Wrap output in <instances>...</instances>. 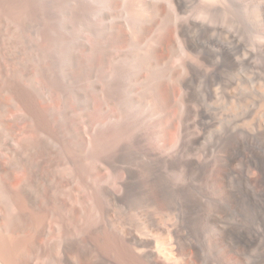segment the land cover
<instances>
[{
	"label": "bare ground",
	"instance_id": "obj_1",
	"mask_svg": "<svg viewBox=\"0 0 264 264\" xmlns=\"http://www.w3.org/2000/svg\"><path fill=\"white\" fill-rule=\"evenodd\" d=\"M108 2L118 4L121 0H108ZM170 2L173 12L178 15V21L170 31L159 34L157 42L167 52L181 54L182 63L164 70L163 76L166 79L162 83L153 84L154 80L151 77L154 75L149 78L144 72L145 68L143 72L133 73V69L143 67V65L137 66L139 61L134 65L126 62L117 66L118 58L108 50L102 54L104 59L102 60L110 63L112 68L122 70L124 77L125 74L131 75L130 79L134 83L148 77L147 81L152 82L153 88L152 109H156L157 113L170 107L186 108L188 105L186 114L183 112L182 115L177 117L174 115L175 117L172 118V124L178 121L181 122L179 123L181 126L184 123V127L181 128L182 135L185 128L184 141L175 154L168 155L166 149L171 142L165 137L172 133V126L163 123L161 125L153 120L146 124L144 121L146 118L137 121L130 116L129 122L118 124V128L114 125L107 129L103 127L104 129L91 136V140H87L92 146L88 156L96 162L95 168L88 173L89 178L94 181L88 184L90 197L83 196L77 184L78 181H82L81 165L84 161L82 146L86 143L80 125L75 122L66 127L65 122L56 117L52 109L40 106V96L31 79L29 51L21 53L20 61L18 58V61H15L14 55H10L9 66L4 63L0 53V264H197L203 254H207L206 259L203 258L206 264H264V260L250 263L246 259V251L252 243L247 236L248 232L247 234L245 232V236L242 231L241 233L236 231V228H232L225 220L228 211L242 202L240 193L232 191L229 184L230 177L238 173L235 163L237 157L242 154L241 143L250 144L256 139H264V81L252 88L243 78L242 71L239 72L235 56L228 53L226 46L229 43H239L235 35L212 34L213 30L205 23L196 20L194 14L197 11L217 13L220 10L217 6L219 0H170ZM131 4L132 20L141 25L149 17L150 9L154 13H161L162 10L161 6L155 8L148 0H132ZM17 8V0H0V20L15 15L18 12ZM261 15L264 17V11ZM145 27L130 30L124 26L119 28L115 26L112 33L115 35L107 36V43L108 45L128 41L136 43L137 38L131 34H145L147 32ZM215 35L222 37L221 44L212 43L211 37ZM200 40L204 41L207 48L201 47ZM216 51L226 54L224 57L226 62L222 58L226 64L222 72L225 81L220 92L216 89L214 94L211 93L208 110H203L201 118L204 121L206 114L207 116L209 114L210 120L214 123L227 120L232 122L241 127L238 137L241 136L242 139L236 137V140L233 138V141L224 142L226 144L220 154L216 155L217 161L213 166H209L211 169L207 168L210 171H206L205 178L208 180L207 186L212 191L210 197L201 195L207 199L204 201L201 196L185 194L184 190L171 194L162 189L159 184L165 181V177L163 179L164 175L161 174L160 168L161 165L166 168L177 165L188 174L185 179L188 181L198 167L197 161L193 158L196 155L191 153L200 138L199 135H195L197 132L192 136L190 129L192 130L196 121L201 122V118L197 120L193 117L192 113L195 111L191 99L195 98V94L189 84L190 78L202 77V74H205L206 78L211 79L220 71L219 65H213ZM138 56L149 58V67L158 64L153 58L152 49L147 53L139 52ZM214 63L216 64V61ZM129 83L132 82H122L121 79L120 81L117 79L110 84L108 92L109 99L114 100L127 111L131 104L140 103L133 96L136 92L135 86ZM179 90H183V95H179L181 92ZM174 112L176 113L175 110ZM180 112L182 113V110ZM50 130L58 132L60 136L63 135V145L68 151L57 152V148H49L47 136ZM206 130V133L212 131ZM162 132L164 138L161 147L150 148L144 145L149 136ZM134 146L141 149L134 150ZM253 150L251 148L249 154H245L246 163H243L241 171L247 179L253 180V184L256 181L259 187L257 190L264 194V159L254 156ZM51 155L72 163L75 179L77 177L75 182L72 183L71 179L70 182L66 181L64 177L67 175L60 176L55 186L61 191L71 186L72 201L68 202L69 204L58 194H49L44 186L43 167ZM136 155L142 157L143 162L139 163V166L143 173H148V177H145L141 183H153L155 189L146 190L142 187L136 181L142 178L132 167L127 166L123 169L128 178L121 183L126 193L124 195L129 194L138 199V209L148 204L153 205V208L145 212H133L136 210L134 207L131 212L126 213L123 210L124 200L120 196L121 193L98 183L107 168L114 171L120 165L135 163L133 161ZM255 162L259 170L253 168ZM239 163L241 168V162ZM239 181L242 183L240 179L237 182L240 183ZM209 187H205L206 190ZM177 196H179L178 201ZM171 205L175 208L169 207ZM167 208L177 210L181 208L183 216L180 226L172 223Z\"/></svg>",
	"mask_w": 264,
	"mask_h": 264
},
{
	"label": "rangeland",
	"instance_id": "obj_2",
	"mask_svg": "<svg viewBox=\"0 0 264 264\" xmlns=\"http://www.w3.org/2000/svg\"><path fill=\"white\" fill-rule=\"evenodd\" d=\"M131 1L132 0H121L118 4H111L108 0H17L18 12L13 16H7V18L5 17V19L2 18V20H0V53L4 63L9 66L11 65L10 55L13 54L16 58L15 61H18L21 59V53L29 51L28 56L29 60H31V79L34 83L33 85L35 86L37 94L40 96V106L52 109L55 116L59 117L63 123L65 122L64 124L66 127L75 122L81 127L86 143L82 146L84 160L81 165V168L84 169H81L82 181H78L77 184L80 187L81 194L85 197H90L91 191L88 184L94 182L89 178L88 173L92 172L96 165L94 159L88 156L92 147L88 144V141L91 140V136L100 129H107L112 125L118 128V124L128 121L131 118L130 116H132L137 121L146 118L144 120L146 124L153 120L161 125L172 126L173 134L171 133L169 136L165 137L171 142L168 149H166L168 155L175 154L184 141L185 128L183 135L181 133V128L184 127V123L181 126L179 124L181 122L178 121H176L175 124H172V118L174 115L176 117L177 115H182L183 112L186 114L188 105L186 108H176V106L170 107L158 111L159 113H157L156 109H152V82L149 83L147 81L150 76L154 75L151 77L152 80H154L153 84L162 83L166 79L163 76L164 70L169 69V67L179 66V64L182 63L181 54H171L165 49H162L157 42L159 34H163V31H170L175 26L178 21V15L173 12V6L170 0H148L155 8H157L156 6H161L162 10L159 14L152 12L150 9V14L148 12L149 17H147L145 23L143 22L141 25L139 22L132 20L133 8ZM218 3L219 5L217 6H219L220 10L217 13H203L197 11L194 16L199 23H205V25L213 30L214 32H212V34H233L236 36L237 42L239 43L227 44V51L235 56L238 70L239 72L242 71L243 78L248 85L255 88L264 81V17L261 15L264 11V0H219ZM220 3H222V6ZM115 26L118 28L124 26L130 30L146 26L145 28L147 32L141 35L131 34V36L134 35L135 38H137L135 39L136 43L128 41L115 42L112 45H108V37H113V35H115L112 34ZM211 38L213 44L219 45L222 43V37L218 35ZM201 47L207 48L204 41H201ZM151 49L154 51V60L158 62V64L153 67H149V58L138 56L139 52L146 51L147 53L148 51L150 52ZM106 50L111 51L115 57L118 58L116 60L117 66L124 65L126 62L134 65L139 61L137 66L143 65V67L133 69V73L136 74L138 71L143 72L145 68L144 72L149 78L147 77V79L134 83L130 79L131 75L125 74L124 77L122 70L114 67L112 68L110 63L103 61L102 54ZM215 55L213 65H219L221 67L220 71L217 74L215 73L216 75L211 77V79L206 78L205 74H202V77L199 76L194 79L190 78L189 85L193 88L195 94V98L191 99V105L195 111L192 114L197 120L203 115V110H208L207 106L210 104V96L216 92V89L220 92L224 85L225 79H223L222 72L223 69H225L223 66L226 65L223 62V59L226 62L224 58L226 54H221L219 51H216ZM74 56L76 59H74ZM135 59L136 61H134ZM141 61H144L145 63ZM215 61L216 64L214 63ZM75 64L77 65L75 66ZM183 74H185V70ZM115 75L118 81L121 79L122 82H132L129 84H132L136 88V92L133 96L136 97L140 103L131 104L129 111L123 109V107L117 104L114 100L109 99L108 92L110 90V84L117 80ZM209 76L210 75H208V77ZM212 87L215 88L213 89ZM179 92V95H183L184 93L183 90H179ZM168 110H170V112ZM181 110L182 113L180 112ZM156 113L159 116H157ZM209 116V114L208 116L206 114V121L205 119L203 121L201 118V122L196 121V124L194 123L192 126L193 128L191 127L192 130L190 129V134L192 136H194V132H197L195 135H199L200 138L195 150L191 153L192 155H196V157H192L195 158V161H197L196 164L198 165L194 174L190 177L191 179L188 178V181H185L188 174L177 165H171V168H166L164 165H161L160 172L164 175L162 176L163 179L165 177V181L159 184V186L167 192L174 194L178 193L179 190H184L185 194L192 196L200 197L203 195L204 197L209 196V194L211 195L212 190L207 186L208 180L205 178L207 174L206 171H210L209 169L211 168H209V166H213L214 162L217 161L218 154H220L223 146L228 141H233V138H235V140L237 138L242 139L241 136L238 137L242 130L241 127L236 126L228 120L214 123L213 120H210ZM206 129L212 131L206 133ZM202 131L203 133H201ZM61 136L54 130L49 131L47 144L50 149L57 148V152H61V150H64L65 152L68 151V149H65V145H63V135ZM55 138L58 139L56 140ZM163 138V132L158 135L149 136L147 138L148 140H145L144 145L150 148L161 147L160 145L163 144ZM133 148L134 150L141 149V147L137 146H134ZM219 148L220 150H218ZM251 148L254 149V156L259 159H264V139H256L250 144L247 142L241 143L240 153L242 154H240L241 156H238L239 159H241L239 160L237 157L236 163L238 162V165L235 163V168L238 173L237 175L234 174V176L230 177L229 184L232 187V191H235L236 193L239 192L242 197L246 195L248 198L244 197L243 199L240 197L242 202H240L238 206L233 205L235 207H233L234 210L231 208V210L228 211L225 220L230 226H232V228H236V231L240 233L242 231L243 234H245V232L247 234L248 232L247 236H249L252 243L250 244L251 248L249 245L246 251V259L250 263H253V261L259 262V260H264V194L259 193L260 191L257 190L259 189V187H257L258 183L254 181L257 184L254 183V185L253 180L247 179L246 175L244 176L241 171L243 163H246L244 162L246 160L245 154H249ZM134 158L135 161L133 162L135 163L120 165L114 171L107 168V170L103 172L102 180L98 183V185L109 186L113 190L121 193L120 196H122L124 200L123 210H125L126 213L131 212L134 207L136 210H133V212H145V210L153 208V205L148 204V206L138 209V199L128 193V196L124 195L126 193L124 188H122L121 183L128 178L123 169L127 166L132 167L137 172V175L142 178V180H136L142 187L146 190L155 189L153 183H141V181H144L145 177H148V173L144 174L142 168L139 166V163L143 162L142 157L136 155ZM239 162H241V168ZM64 165L65 167H63ZM43 168V181L47 192H49V194H58L67 204H69L70 201H72V195L70 192L71 186H67L64 189L65 193L63 190H58L55 186L57 184V179L60 176L64 177L67 175V177H64L66 181L71 179L70 181L72 183L75 182L77 177L75 179L72 163L66 159L61 160L60 158L51 155L46 160ZM207 168L209 169L207 170ZM253 168L259 170L256 162L254 163ZM45 170H47L46 172L48 173H46ZM45 175L47 179H45ZM86 176L88 177L86 178ZM239 179L242 183L240 181V183L237 182ZM185 185H187L188 188ZM203 185L209 187L208 190H206L207 188ZM253 185L255 187H253ZM203 190L205 193L202 192ZM241 192L244 194L242 195ZM203 197L201 196V198ZM203 199L204 201L207 200L206 198ZM176 200H179V196L176 197ZM244 200L246 203L243 202ZM250 202H252V204L254 203V205L249 204ZM169 207L175 208L172 205ZM167 210L171 214L172 223L180 226L182 224L183 216L181 208L178 210L167 208ZM206 256L207 254H203L202 259L197 264H200L201 262V264H206Z\"/></svg>",
	"mask_w": 264,
	"mask_h": 264
}]
</instances>
